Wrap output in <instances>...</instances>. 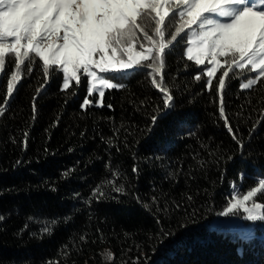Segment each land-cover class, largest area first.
I'll return each instance as SVG.
<instances>
[{
	"label": "trees",
	"instance_id": "trees-1",
	"mask_svg": "<svg viewBox=\"0 0 264 264\" xmlns=\"http://www.w3.org/2000/svg\"><path fill=\"white\" fill-rule=\"evenodd\" d=\"M142 23L154 35V22ZM183 46L165 57L171 111L146 69L117 75L125 87L106 89L105 106L83 111L85 85L61 92L57 74L41 88V69L22 66L0 117V264H264V223L254 237L214 223L232 184L242 198L264 178V85L243 90L245 75L226 79L225 112L241 148L219 116L215 90L205 91L204 75L194 79L205 66L187 61ZM5 96L0 81V104ZM113 171L119 195L107 184ZM98 185L106 192L99 202L90 200Z\"/></svg>",
	"mask_w": 264,
	"mask_h": 264
},
{
	"label": "snow or ice",
	"instance_id": "snow-or-ice-1",
	"mask_svg": "<svg viewBox=\"0 0 264 264\" xmlns=\"http://www.w3.org/2000/svg\"><path fill=\"white\" fill-rule=\"evenodd\" d=\"M143 20L154 22V35H149ZM181 42H184L182 55L187 61L205 66L194 79L200 80L204 75L205 91L215 90L219 116L232 139L243 148L225 112L226 79L230 81L238 73L243 76L247 72L252 75L241 80V89L264 85V0H0V81H4L6 90L0 117L6 114V106L22 80V66L31 73L33 65L43 73L41 88L57 74L61 92H75L85 85L80 106L83 111L105 106V89L125 87L123 83L113 82L117 75L146 69L153 86L162 94L164 105L171 111L174 97L165 86L163 70L166 55ZM8 57L12 58L11 71L6 67ZM35 101L34 96L33 119L37 112ZM156 122L157 117L153 116L152 123ZM23 136L26 148L28 133L24 132ZM137 171L133 167V172ZM62 175L67 177L68 172ZM112 175L114 178L107 184L112 191L122 194L118 172L113 171ZM239 176L244 178L243 173ZM105 197L106 192L98 185L90 200L99 202ZM240 214L246 220L264 222V178L258 179L256 186L242 198L233 197L221 213ZM4 220L0 215V222ZM55 224L53 220L42 225L40 234H49ZM114 258L109 251L108 259ZM47 264L60 262L50 260Z\"/></svg>",
	"mask_w": 264,
	"mask_h": 264
},
{
	"label": "rangeland",
	"instance_id": "rangeland-1",
	"mask_svg": "<svg viewBox=\"0 0 264 264\" xmlns=\"http://www.w3.org/2000/svg\"><path fill=\"white\" fill-rule=\"evenodd\" d=\"M146 20H143L141 22H145ZM154 24V23H153ZM207 64V61L205 62ZM245 76L252 75L251 73H244ZM114 83L117 81L113 80ZM106 90V89H105ZM236 186V185H235ZM233 188V184L231 186V189ZM233 197H237V186L232 189V196L231 201L233 200ZM214 223L218 226H225L231 229L232 231L238 232L241 236H247V237H254L255 236V225L264 223V222H253L244 219V217H240L238 215H229V216H220L217 217L214 220ZM246 223H250V225H247Z\"/></svg>",
	"mask_w": 264,
	"mask_h": 264
},
{
	"label": "bare ground",
	"instance_id": "bare-ground-1",
	"mask_svg": "<svg viewBox=\"0 0 264 264\" xmlns=\"http://www.w3.org/2000/svg\"><path fill=\"white\" fill-rule=\"evenodd\" d=\"M233 189V188H232Z\"/></svg>",
	"mask_w": 264,
	"mask_h": 264
}]
</instances>
